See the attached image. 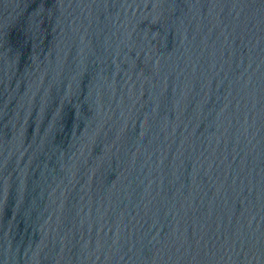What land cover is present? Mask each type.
<instances>
[{"label":"water","instance_id":"water-1","mask_svg":"<svg viewBox=\"0 0 264 264\" xmlns=\"http://www.w3.org/2000/svg\"><path fill=\"white\" fill-rule=\"evenodd\" d=\"M0 264H264V0H0Z\"/></svg>","mask_w":264,"mask_h":264}]
</instances>
